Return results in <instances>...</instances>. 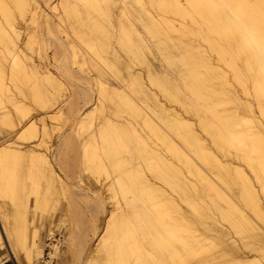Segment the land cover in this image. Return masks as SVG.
I'll list each match as a JSON object with an SVG mask.
<instances>
[{
	"label": "bare ground",
	"instance_id": "6f19581e",
	"mask_svg": "<svg viewBox=\"0 0 264 264\" xmlns=\"http://www.w3.org/2000/svg\"><path fill=\"white\" fill-rule=\"evenodd\" d=\"M36 1L0 0V198L8 197L12 203L7 211L5 203L0 204V261L7 254L15 264H36L42 254V235H52L54 222V216L48 215L47 223L43 224L42 211L46 213V204H51L49 207L53 209L57 207L54 181L59 179L53 174L51 161L44 154L37 161L32 155L38 152V145L45 150L50 147L49 129L55 124H50L47 118L53 117L44 110L38 128L29 115L30 109L24 113L23 106L29 101L51 108L55 100L54 94L53 97L49 94L50 89L61 83L53 82L55 78L48 67L34 64L24 52L26 44L21 41V26L12 10V6L16 7L21 19L29 16L36 24L39 16ZM134 1L139 5L134 10L139 28L138 23L137 26L121 23L116 35L110 31L115 12L107 6L102 8L97 0H84L83 4L98 18H83L68 3L62 10L70 30L83 45L96 51V56L110 54V57L95 56L101 63L87 59L96 73L97 88H94L107 108L127 117L123 119L118 114L122 119L113 121L108 109V114L104 112L92 121L90 112L96 110L94 104L76 114L75 140L67 137L69 130L58 135L59 143L51 150L53 161L55 149L66 145L74 150L79 144L82 167L86 165L91 175L97 174L92 178L107 191L113 205L108 207L109 215L97 240L87 250L83 264H264V227L256 225L242 207L264 224V206L254 186L256 181L264 195V121L261 120L264 119V0ZM126 11L122 12L126 15ZM47 15L42 13L40 22L46 24L48 34L54 35L48 27L51 22ZM57 39L61 48L66 49L67 42ZM43 40L49 47L50 39ZM78 54L75 52L73 56L80 57ZM83 58L80 65L84 64ZM65 60L62 57L58 65H53L73 79L75 70L69 71ZM72 60V65H78V59ZM84 80L78 85L82 94L85 87L92 89L88 79ZM43 81L50 84V89ZM236 83L240 91L235 88ZM116 114L114 117L119 118ZM15 126L20 128L17 130ZM15 130L12 140H2L4 133L9 135ZM34 137L37 143H33ZM100 151L106 163L96 157ZM22 152L31 154L32 158L25 159L31 162L25 179L29 183L25 185L24 179L21 182L15 173L21 165L18 156ZM103 171L105 176L100 178L98 174ZM60 183L61 187L63 182ZM220 183L234 184L235 196L231 190L228 193L221 190ZM28 194L34 198L30 219L26 211L28 200H22ZM94 197V208L105 212V196L102 200ZM203 197L214 203L212 206L217 211L214 212L220 221L227 223V228L200 221V230L193 224L194 217L188 218L186 206L201 220H209L205 207L209 210L210 206ZM216 198L225 200L226 208L217 206ZM17 199L22 203L18 204ZM205 231L212 232L211 236ZM52 249V254L57 253L56 246ZM252 251L259 257L251 255Z\"/></svg>",
	"mask_w": 264,
	"mask_h": 264
},
{
	"label": "rangeland",
	"instance_id": "374dc122",
	"mask_svg": "<svg viewBox=\"0 0 264 264\" xmlns=\"http://www.w3.org/2000/svg\"><path fill=\"white\" fill-rule=\"evenodd\" d=\"M36 0H32V2H35ZM46 1L47 0H37L36 2L39 4H37L38 6H39V8H37L36 10H38L39 12V16H38V18H37V20L35 21V22H37L36 24L33 22V21H30V17L29 16H26L25 18H24V20L23 19H21V17H20V14H18L19 12H18V9L16 8V7H13L12 6V10H13V13H14V15H15V17H16V19H17V21H18V23H19V25L21 26L20 27V30H21V35H22V39H21V41H23L25 44H26V48H24V52L28 55V56H30V59L32 60V62L34 63V64H37V65H39V67H40V65H41V68H44V67H48L47 69H48V71L52 74V76L55 78V81H53V82H60L61 84H58L57 85V87L55 86V88H53V89H50V84L49 83H47V81H43V84H44V86H46V88L47 89H50V92H49V94H50V96H52L51 94H54L53 96H54V98H53V100H55L54 101V103H53V105L51 106V108H47V109H45V108H42V107H39L38 105H36V104H34V103H32V102H29V101H26L25 102V104H24V106H23V112H24V110H26V111H28V108L30 109V111H28L30 114L29 115H32V121L33 120H35L36 122V125L38 126V128H40V126H41V118H43L44 116H45V111L44 110H46L47 111V113H46V115H50L51 117H53V119L51 118V119H48L47 118V121L50 123V124H52V125H54L55 124V126L54 127H51L50 129H49V136H50V141L48 142V144H49V148H47L46 150H45V148L43 147V146H37V150H38V152H36V153H33L32 155H34V158L33 159H35L36 161H37V159L39 158V157H41V155L42 154H44V155H42V156H44V158L46 157V159H49L50 161H51V164H50V166H51V168H52V171H53V174H54V176H55V178H57V179H59V180H56V181H54V182H57V184H56V186H55V188L57 187V191H59L58 193H57V191H55V188H54V193H55V201H56V205H57V207L55 208V209H53V208H51V207H49V206H51V204H46V208H44V209H46L47 211H45L46 213H44L43 211H42V213H43V220H42V222H43V224H46L47 223V217H49L48 215H50V216H54V219H52L54 222H52V225H51V231H52V235H50V236H47V233H45V234H43L42 235V240H41V242H42V254H41V256L39 257V259H38V261L36 262V264H83V262H84V259H85V257H86V252H87V250L89 249V247H90V245L95 241V240H97V237H98V235H100V233H101V230H102V227H103V223H104V220H106L107 219V217H108V212H107V209L108 210H110L109 208L111 207H113V205L110 203L111 202V200H110V198H109V195L107 194V191H105V189L103 188V186H100V184L99 183H95V180L92 178L93 177V175H97L96 173L95 174H92L91 175V173L92 172H90L91 170H90V168L88 167L87 168V166L86 165H83L84 167H82V164H83V162H81L82 161V158H83V156H82V152H81V146L79 145V144H77L76 145V147H74V150L73 149H69L66 145L65 146H63V147H61V148H59L58 150H59V152H58V150H56L55 149V153H56V155H55V157H56V159H54L53 161H52V156L50 155L51 154V150L53 149V147L57 144V143H59V139H58V135H61L62 133L64 134L65 132L66 133H68L69 132V130H70V133H69V135L67 136L68 138L70 137L71 139L74 137V140H75V132H76V130H77V126H74V119H75V117L81 112V111H86L87 109H90V108H92L93 107V105H94V109L96 108V110H94V113H91L92 112V110H91V112H90V119H92V121H93V119H96L97 117H99L100 115H102V113H107V111H108V109H109V116L110 117H112V119H114L113 121H115V120H117V121H119V120H121L122 119V117H123V119L124 118H126L127 119V117H126V114H123V115H121V113L120 112H118V114L119 115H121L122 117L120 118V116L118 115V114H116L113 110H111L110 108H107V105L105 104V102H103V99H102V97H100L101 95L98 93V91H97V87H96V85H95V77H96V73H94V67L92 66V63L90 62V63H88V60L90 59V60H96V62H100L101 63V61L100 60H98L97 58L99 57V56H108V57H110V54L108 55H106V54H102V53H100V54H98L97 53V55L98 56H96V51L95 52H93L91 49H89L87 46H85V44L83 45V43L74 35V32H72L71 30H70V26H69V23H68V21L66 22V18H65V16L63 15V8H64V5L66 4V3H68L69 5L70 4H72L71 6L73 7H75L81 14H82V16H83V18H92V17H94V16H96V13H94L92 10H89V9H87L86 8V5H84L83 4V1L84 0H50L48 3L50 4V6H49V4L47 5V6H45L46 5ZM81 1V2H80ZM97 1H99L100 3L99 4H101V7L102 8H104V7H109L108 9L109 10H112V13H114L113 14V19L114 18H116V19H114V22H113V20H112V26L110 27V31L113 33V34H117V32H119V30H120V25H121V23H127V25L129 26V25H134L135 23L138 25V28H139V22L137 21V20H134V19H136V13H134V10L135 9H137L138 7H139V5H138V3H136L134 0H115V1H112V0H97ZM122 1H124V6H123V2ZM126 1V2H125ZM146 0H142V2H145ZM70 2V3H69ZM118 2H122L121 3V6L119 5V3ZM74 3H76V4H74ZM131 3V4H130ZM52 4V5H51ZM53 4H55L54 6H53ZM109 4V5H108ZM126 4V5H125ZM128 4V5H127ZM41 5V6H40ZM104 5V6H103ZM117 6V7H116ZM127 6V7H126ZM43 7H44V9H43ZM124 9H123V8ZM128 7H131V9H132V13H131V9L130 8H128ZM120 8V9H119ZM17 9V10H16ZM43 9V10H42ZM46 9V15H47V13H49V15H47L49 18H50V22H51V24H50V26H48L49 27V29H51L52 28V32L51 33H54V35L56 34L57 36H54L53 34H48L47 32L49 31V33H50V30H48L47 32H46V30H47V27H46V24L45 23H42V22H40V17L42 16V13H43V15L45 14L43 11ZM118 9V10H117ZM130 10V13L132 14H130L129 13V10ZM81 10V11H80ZM126 11V10H128V12L126 11V15H128L127 17H126V15L124 14V12H122V11ZM87 11V12H86ZM91 11V12H90ZM119 12V13H118ZM60 13V14H59ZM89 13H91V14H89ZM92 13H93V15H92ZM122 13H123V15H122ZM58 14V15H57ZM87 14V15H86ZM55 15V16H54ZM63 15V16H62ZM85 15V16H84ZM88 15H91V16H89L88 17ZM130 16H132V17H130ZM97 17V16H96ZM96 17H94V18H96ZM98 18V17H97ZM125 18V19H124ZM132 18V19H131ZM127 19V20H126ZM129 19H131V20H129ZM22 20H23V22H22ZM119 22H118V21ZM55 21V22H54ZM127 21V22H126ZM132 21V22H131ZM66 22V23H65ZM118 22V24H114V23H117ZM129 22V23H128ZM34 23V25H32V24ZM43 24V26L44 27H42V28H40V26ZM132 23H134V24H132ZM61 24H64V25H61ZM120 24V25H119ZM134 25V26H137V25ZM40 25V26H39ZM66 25V26H65ZM117 25H119V28H118V26ZM32 26V27H31ZM117 26V27H116ZM37 27V28H36ZM51 27V28H50ZM118 28V29H117ZM40 29H41V31H40ZM60 29V30H59ZM65 29V32L63 31ZM44 31V32H43ZM66 34V35H64V33ZM44 36H43V35ZM65 36V37H64ZM71 36H73L71 39H73V40H71L70 39V37ZM25 37V38H24ZM29 37V38H28ZM52 39H51V38ZM55 37H56V39H55ZM67 37H69V38H67ZM41 38H42V40H41ZM44 38H46V40H49L48 42V45H49V47L47 46V41H45V40H43ZM57 38H59V39H61V40H63L64 41V43H66L65 45V48L67 49L68 47H69V45L68 44H70L69 42H71L72 44H70V48H69V50H66V49H62L61 48V46L58 44V39ZM63 38H67L68 40H66V39H63ZM28 40V41H27ZM71 40V41H70ZM40 41V42H39ZM45 41V42H44ZM73 41V42H72ZM101 41V40H100ZM99 41V42H100ZM42 42V43H41ZM55 42V43H54ZM28 43V44H27ZM30 43V44H29ZM45 43V44H44ZM75 43V44H74ZM40 44V45H39ZM43 44H44V46H46V47H48V48H43L44 46H43ZM74 44V45H73ZM29 45V46H28ZM42 45V46H41ZM73 45V46H72ZM77 46V47H76ZM116 45L114 44V47H115ZM73 47V48H72ZM76 48V51L74 50ZM36 49V50H35ZM61 49V50H60ZM74 50L75 52H76V54H78L79 52H82V55H80V53L78 54V55H80V57L78 56H76V57H74L73 56V54L75 53L74 51L72 52V51ZM79 50V51H78ZM68 51H71V52H68ZM57 54H56V53ZM61 52V53H60ZM68 53H70V54H68ZM72 53V54H71ZM95 53V54H94ZM66 54V55H65ZM87 54V55H86ZM86 55V56H85ZM92 57V58H94V59H92L90 56ZM64 57L66 60H65V63H66V67H67V69L69 70V71H74L75 70V72H72L73 73V76L75 75V78L73 77V79H71V77H69V76H67L65 73H63L58 67H56V66H54L53 64H55V65H58V63H59V60H60V58H62V57ZM68 56V57H67ZM70 56V57H69ZM72 56H73V60H74V62H75V60L76 59H78V60H76L77 62H78V65H77V63H74L73 65H72V63L73 62H71V60H72ZM97 58H96V57ZM83 59H85V61L83 60V62H84V64H85V68L83 67V68H81L84 64L82 63L81 65H80V63H81V59L82 58ZM79 58H81V59H79ZM88 59V60H87ZM70 60V61H69ZM72 60V61H73ZM68 61V62H67ZM69 62L71 63V65L69 66L68 64H69ZM87 62V63H86ZM68 65V66H67ZM80 65V66H79ZM79 66V67H78ZM88 66H89V68H88ZM55 69H54V68ZM91 67V68H90ZM105 67V66H104ZM71 68V69H70ZM77 68V69H76ZM86 68H88V69H86ZM73 69V70H72ZM83 69V70H82ZM85 69H86V71H85ZM107 69V68H106ZM78 70V71H77ZM108 70V69H107ZM83 71V72H82ZM88 71V72H87ZM59 72V73H58ZM61 72V73H60ZM90 73H92V74H90ZM80 74V75H79ZM62 75V76H61ZM93 75V76H92ZM79 76H81V77H79ZM84 78H83V77ZM95 76V77H94ZM65 77H66V79H65ZM92 77V78H91ZM80 78V79H79ZM94 78V79H93ZM77 79H79V80H77ZM83 79H88V81H89V84H90V86H92V87H90V88H92V89H87L86 87H85V89H86V93L84 92L83 94L82 93H80L79 92V90H78V85L80 86V85H82L81 84V80H82V82H83ZM84 80V81H85ZM93 80V81H92ZM77 84V85H76ZM84 84V83H83ZM49 85V86H48ZM94 87H96V88H94ZM237 87V88H236ZM235 88L236 89H238V91H240V87L238 86V84L236 83L235 84ZM58 89L60 90L59 92H57L58 91ZM53 90H54V92H53ZM87 90L89 91V92H87ZM94 90V91H93ZM52 92V93H51ZM58 93V95H57V93ZM55 93H56V96H55ZM82 95V96H81ZM52 96V97H53ZM242 98H244L245 99V96L243 95L242 96ZM101 99V102H103L102 104H103V106H101L102 104H100L98 101ZM98 100V101H97ZM86 102V103H85ZM31 103V104H30ZM96 103H97V105H96ZM28 105V106H27ZM100 105V106H99ZM25 107V108H24ZM105 107V109H104V111H103V108ZM106 110V111H105ZM28 112H26V116H29L27 113ZM60 112V113H59ZM25 113V112H24ZM50 113H52V114H50ZM113 113H115L117 116H119V118L117 117V118H115L114 116H115V114H114V116L112 115ZM35 114V115H34ZM56 114V115H55ZM77 114V115H76ZM108 114V113H107ZM54 115V116H53ZM93 116H94V118H93ZM46 118V117H45ZM55 119V120H54ZM40 120V121H39ZM51 120V121H50ZM261 120L262 121H264V119H262V117H261ZM53 121V122H52ZM52 122V123H51ZM115 123L116 124H118V122H114V125H115ZM119 126V125H118ZM16 128H17V130L20 128V127H17V126H15ZM57 127V128H56ZM74 127L76 128L75 130H74ZM53 128V129H52ZM55 128V129H54ZM80 128V127H79ZM51 129H52V131H51ZM15 132H16V130L14 131V133H12V134H9V135H7V133L5 134L4 133V135L5 136H3V138H2V140H4V141H10V139L12 140L13 138H14V136H15ZM11 135V136H10ZM37 135H38V133H37ZM36 135V136H37ZM10 138H9V137ZM37 137H34V138H32V140H34L33 141V143H37L38 141H37V139H36ZM41 138V137H40ZM61 138H62V136H61ZM60 138V139H61ZM36 139V140H35ZM99 140V139H98ZM61 141V140H60ZM19 143L21 142L20 140L18 141ZM80 146V147H79ZM77 148V149H76ZM49 149H50V151H49ZM69 149V150H68ZM78 149H80V150H78ZM68 150V151H67ZM44 151V153H42ZM47 151V152H46ZM61 151V152H60ZM74 151V152H73ZM39 153H40V155H39ZM47 153V154H46ZM58 153V154H57ZM60 153V154H59ZM28 156V158H27V156ZM49 154V155H48ZM101 154V155H100ZM103 153L100 151L99 152V155L98 156H96V157H98V159H100L102 162H104V163H106V160H105V157H103V155H102ZM30 155V156H29ZM62 155V156H61ZM36 156H37V158H36ZM66 156V157H65ZM68 156V157H67ZM30 157V158H29ZM33 157V156H32ZM18 158H19V160H20V162H21V165H19L17 168H16V170H15V173L17 172V177H18V179L22 182V180H23V182L22 183H24V185L25 184H28L29 183V180H25L26 179V177H27V173L28 172H30V171H28V169L30 168V167H28V166H31L30 165V161H25V159H28V160H30V159H32L31 158V154H28V153H26V152H22L19 156H18ZM70 158V159H69ZM80 158V159H79ZM102 158H103V160H102ZM40 159V158H39ZM60 159V160H59ZM63 159V160H62ZM35 160H33L34 162H35ZM59 160V161H58ZM68 160V161H67ZM79 160H81V161H79ZM25 161V162H24ZM57 162H58V164H57ZM70 162V163H69ZM69 163V164H68ZM34 164V166H37V163L35 162V163H33ZM54 166H53V165ZM67 164V165H66ZM71 164V165H70ZM27 165V166H26ZM39 165V164H38ZM73 165H74V167H73ZM26 166V167H25ZM67 166V167H66ZM73 167V169H72V167ZM59 167H60V169H59ZM87 168V169H86ZM27 169V170H26ZM35 170H38V169H36V168H34ZM64 171H62V170ZM90 171H89V170ZM68 170H69V172H68ZM83 170V171H82ZM73 171V172H72ZM87 171V172H86ZM58 175V177H57V175L55 174V173ZM59 172V173H58ZM90 174H89V173ZM103 173V174H102ZM100 172V174H98V175H100L99 177L101 178V177H103L104 178V176H105V173H104V171L103 172ZM26 174V175H25ZM64 175V176H63ZM20 176H21V178H20ZM23 176V177H22ZM68 176V177H67ZM25 177V178H24ZM70 177V178H69ZM71 180V182H70V180ZM73 178V179H72ZM60 179H61V181L63 182H61L60 181ZM66 179V180H65ZM68 179V180H67ZM196 179V178H195ZM90 182H92V183H94V185H91L90 183H89V181ZM20 181H17V182H20ZM27 181H28V183H27ZM59 181V182H58ZM67 181H69V182H67ZM26 182V183H25ZM63 184H61V183ZM81 182V183H80ZM103 182H105V184H106V182L107 181H103ZM21 183V184H22ZM59 183L62 185L61 187H60V185H59ZM80 183V184H79ZM54 184V183H53ZM53 184L51 185L52 186V190H53ZM73 184V185H72ZM222 184V185H221ZM228 184H230V183H228ZM55 185V184H54ZM70 185V186H69ZM77 187H76V186ZM80 187H79V186ZM224 186H226L224 183H220V188H221V190H223V191H225L226 193H228L230 190V193H232V191H233V193L234 192H236V189H234L235 188V186H234V184H230V185H228V186H226V187H224ZM234 186V187H233ZM254 186H255V188H256V190L258 191V196H259V198H260V201H261V205L262 206H264V195H262L261 193H260V187H259V185H258V183L256 184V181H255V183H254ZM62 187L64 188V190L62 189ZM224 187V188H223ZM228 187V188H227ZM229 187H232V188H229ZM60 188H61V190H60ZM79 188H80V190H79ZM88 188V189H87ZM227 188V189H226ZM229 189V190H228ZM99 190V191H98ZM227 190V191H226ZM62 191V192H61ZM79 191V192H78ZM23 192V191H22ZM24 193V192H23ZM62 193V194H61ZM109 193V192H108ZM93 194V195H92ZM104 194V195H103ZM108 195V196H106V195ZM235 194L236 193H234V196H235ZM87 195V196H86ZM94 195H96L97 196V198H100L101 200L104 198L105 200V203H107L106 204V210H105V212H103V213H101V212H99V211H97V209H95L94 208V204H92L93 202L95 203V199H93V198H95L94 197ZM64 196V197H63ZM70 196V197H69ZM103 196H105V197H103ZM27 197V198H26ZM26 197L25 196H23V198H22V200L23 201H27L28 200V205H27V209H26V211H27V217H28V219H30V216H31V213H32V211H31V206H32V200L34 199L33 198V195H31V194H28V195H26ZM91 197V198H90ZM103 197V198H102ZM72 198V199H71ZM205 200H204V202L206 203H209L208 205L210 206V207H208V209L209 210H207L206 209V207H205V210H206V215H207V218L208 217H210V218H208L209 220H211V221H209V220H206V222L204 221V220H201L199 217H198V215L196 214H194L193 213V211L189 208V207H187L186 206V209H187V213H188V218L189 219H192V217H194V219H195V222L193 223L195 226H197L196 228L197 229H200L201 230V228H202V224H199L200 223V221L201 222H204L203 224H206V225H208V226H210L211 224L213 225H215V226H218L219 224L220 225H223L224 227H228V225H227V223L226 222H224L223 220L222 221H220L221 219L219 218V216H218V214L217 213H215V212H217L216 210H214V208H213V204L214 203H210L209 202V200H207V198L206 197H203ZM22 200H19V199H17V203L19 204V203H22ZM109 200V201H108ZM1 201H3L4 203H2ZM217 201V206H220V207H222V208H226V206H227V202L225 201V200H223V199H215V202ZM47 202V201H46ZM2 203V204H1ZM110 203V204H109ZM206 203V204H207ZM0 204H1V206H3V204H4V206H6L5 208V210L7 211L8 210V207L12 204L11 203V201H10V199L8 198V197H5V198H3V199H1L0 198ZM110 205V206H109ZM48 206V207H47ZM91 206V207H90ZM109 207V208H108ZM243 207V212L244 213H246L247 215H248V217L253 221V222H255V224L256 225H262V227H264V224H261V222L262 221H260L259 219L257 220V218H256V216L248 209V208H245V206H242ZM10 208V207H9ZM90 208V209H89ZM70 210V211H69ZM211 210V211H210ZM262 210H264V207H262ZM214 213H213V212ZM35 212L36 213H38V214H40V210L39 209H36L35 210ZM99 212V213H98ZM49 213V214H48ZM94 213V214H93ZM213 213V214H212ZM211 214V215H210ZM217 216H216V215ZM209 215V216H208ZM213 215V216H212ZM215 215V216H214ZM94 217V218H93ZM97 217V218H96ZM214 217H216V218H214ZM206 218V219H207ZM255 218V220H253ZM95 219V220H94ZM218 219V220H217ZM216 220V221H215ZM218 221V222H217ZM259 221V222H258ZM1 222V221H0ZM209 222V223H208ZM215 222V223H214ZM197 223V224H196ZM200 226H199V225ZM96 225V226H95ZM98 228H99V230H98ZM92 231V232H91ZM96 231V234H95V236H94V232ZM98 232V233H97ZM206 232H208V231H205V234L206 235H210V234H212V232H208V233H206ZM75 236H74V235ZM74 237H73V236ZM85 235V236H84ZM70 236V237H69ZM73 238H72V237ZM82 236V237H81ZM211 236V235H210ZM81 237V238H80ZM94 237V238H93ZM234 237H235V239L237 240V241H239V237L238 236H235L234 235ZM238 237V238H237ZM89 238H91V240L89 239ZM84 240L83 242H85V243H87V244H85V243H83L82 242V240ZM87 239V240H86ZM86 240V241H85ZM70 241H72V242H70ZM80 241H81V245L83 246L82 248H81V245H79L80 244ZM88 241V242H87ZM213 242H214V240H212ZM79 242V243H78ZM70 243L72 244V245H70ZM83 243V244H82ZM54 245V246H56V248H57V253H54V254H52L54 251H53V247L54 246H51V245ZM220 245L223 247V245L222 244H218V246L220 247ZM70 246H72V248L70 249ZM88 247V248H87ZM218 247V248H219ZM81 249V250H80ZM80 250V251H79ZM73 252V253H72ZM78 252V253H77ZM256 251H252V252H250V254L251 255H255V256H258L259 257V255H257L256 253H255ZM72 253V254H71ZM20 254H21V257H22V252L20 251ZM77 259V260H76ZM80 259V260H79ZM0 264H15L14 263V261H13V259L9 256V255H5V256H3L2 258H1V261H0Z\"/></svg>",
	"mask_w": 264,
	"mask_h": 264
}]
</instances>
